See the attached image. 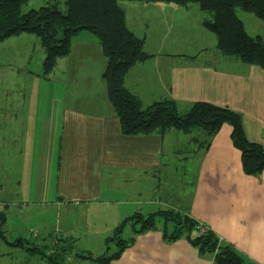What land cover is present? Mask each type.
<instances>
[{"label":"crops","instance_id":"0c3cea01","mask_svg":"<svg viewBox=\"0 0 264 264\" xmlns=\"http://www.w3.org/2000/svg\"><path fill=\"white\" fill-rule=\"evenodd\" d=\"M136 3L140 10L156 17L147 22L139 17L133 29L125 16L127 28L144 39L143 51L149 55L126 72L125 90L142 108L171 101L181 115L197 102L229 108L239 114L248 141L264 149V70L222 54L215 35L203 26L212 21V15L198 5ZM246 16L250 30L238 16L245 32L264 43V23ZM35 38L20 49L24 58L19 65L23 63L29 70L27 75L38 78L45 88L50 118L46 122L41 116L32 127L40 134L39 145H28L23 123L18 133L24 145H13L12 153L18 147L20 164H24L25 152L31 151L36 165V197L44 182L49 192L48 200L40 202L46 209L40 210L54 216L41 221L35 234L32 228L24 236L12 232L15 239L33 240L35 246L48 249L54 246L55 238L72 239L75 249L96 257L106 253L105 239L123 219L136 212L145 215L170 209L203 224L246 261L264 264V171L258 176L243 173L229 125L221 126L208 147L206 135L198 130L123 135L108 101L103 78L106 60L96 38L88 32L75 35L69 54L57 60L47 77H42L44 52ZM35 49L43 55L38 56L40 65L33 70L28 57ZM25 80L29 81L27 77L18 81L20 86L24 83L26 87ZM58 87L65 91V102ZM9 90L15 98L6 92L5 106L10 114H16L12 104L15 108L16 100H22L16 97L15 88ZM75 93L82 95L80 102H75ZM6 124L7 130L16 125L13 121ZM48 129L56 145H44L43 134ZM10 148L3 146L5 158L8 150L9 159ZM124 233L134 241L112 264H213L212 255H200L184 237L167 242L159 228L140 235ZM16 248L8 244L2 247L7 252L0 254V264L18 260L20 264H47L25 250V255H17Z\"/></svg>","mask_w":264,"mask_h":264},{"label":"trees","instance_id":"16d2710c","mask_svg":"<svg viewBox=\"0 0 264 264\" xmlns=\"http://www.w3.org/2000/svg\"><path fill=\"white\" fill-rule=\"evenodd\" d=\"M28 1L0 0V42L24 33L35 36L44 52L42 77L51 74L57 60L69 54L75 35L82 31L88 32L96 38L105 56L103 78L107 97L123 135H148L170 130L189 134L198 130L206 135L208 147L221 126L227 124L231 127L232 145L240 152L243 173L258 176L264 171V149L248 141L239 114L231 109L197 102L181 115L171 101L142 108L125 90L123 78L126 72L134 64L144 62L149 55L143 51L144 39L135 36L127 28L125 13L119 5L120 2H164L178 6L196 4L203 12L212 15V21L204 22L203 26L215 35L217 49L222 54L264 70V43L259 37H250L245 32L236 14V9H239L264 21V0H64V12L53 4L22 13L21 7ZM5 224V212L0 211L1 241L23 249L47 264H78L80 261L112 264L134 241V238H122L128 227L134 235L159 228L167 242L184 237L200 255H212L213 264H253L188 214L170 209L145 215L136 212L123 219L105 239V246L111 242L117 249L107 254V247L106 253L96 257L75 249L72 239L57 237L52 249L35 246L24 238L8 241L3 232ZM68 256H72L71 261L67 260Z\"/></svg>","mask_w":264,"mask_h":264},{"label":"rangeland","instance_id":"374dc122","mask_svg":"<svg viewBox=\"0 0 264 264\" xmlns=\"http://www.w3.org/2000/svg\"><path fill=\"white\" fill-rule=\"evenodd\" d=\"M53 4H56L61 12L65 11L64 0H29L27 3L22 5L21 12L26 13L30 10H37L41 7ZM137 4L138 3L136 2L133 4L128 2L120 5L126 13L125 16L129 27L132 28L138 25L137 23L139 17L146 18V22L152 20V17H156L155 14L152 16L145 13L143 10H140L139 5ZM191 11L194 13L193 9ZM236 14L243 19L246 27H249L247 30H250V26H248L249 22L246 19V15L252 17L251 19H254V21L264 23V21L257 20L251 14L244 13L239 9H236ZM250 25L253 27L252 24ZM19 36L20 37L18 38L11 37L0 42V211L5 212V215L7 216L3 232L8 241H13L16 238L15 235L13 236L12 232H18L21 236H24L26 234L25 231L32 228L31 230L35 234L34 230L35 228L37 229L41 221L50 220V218L54 216L53 213L46 215L40 210V208L46 209V207L42 206L40 202L48 200L47 198L49 192H47V187L44 182L42 187H40L41 192L39 196L36 197L34 190V171L36 169V165L32 159L31 151L27 150V152H25L27 158L26 160L24 159V164H20L21 157L18 147H16L15 153H12L14 151L13 145H24L22 136L20 137L18 133L22 128L23 123H25L28 130V145H39L40 143L38 141V137L40 134L35 133L36 128L32 129V127H35L36 122L38 123L41 121V116L42 120L46 122L49 121L50 118L48 117V115H50V106L45 103V88L42 84L37 82L39 81L38 78L27 75L29 70L28 68H25L26 66L23 63L21 66L19 65L22 57L24 58L20 49L24 48L25 42L29 41L32 37L35 38V36L25 33L20 34ZM25 46L30 47V49L32 48L29 43H26ZM40 55H43L42 51H37L36 49L33 53L29 54L28 58L31 59V69L34 70L37 68L36 65H40V59H38V56ZM18 69H20L19 73L16 72ZM26 77L29 79V81L25 80L26 87H23L24 83L20 86V82L18 81H22ZM59 82L63 87H65L61 81ZM10 88H15L16 97H21V100L23 101L22 102L17 99L15 108L12 104V108L16 111V114H10V111L8 110L9 107L5 106L7 103H5L6 92L9 93L10 98H15V96L10 92ZM18 88H22L20 93L18 92ZM58 90L59 94L64 96L63 101L65 102L67 100L65 91L61 87H58ZM75 97V102H80L82 99V95L79 93H75ZM61 102L62 99L60 98L58 104L61 105ZM7 112H9V114ZM53 120H56V118L54 117ZM6 121H13L16 125H10V129L7 130L8 126ZM4 135L7 136V139L4 138ZM43 137L44 145H51L52 143L53 145H56L54 135H52V132L50 133L49 129L45 131ZM4 145H11V148L9 149V159L8 150H5L6 158L4 157ZM125 230L126 232L132 233V229L130 227ZM128 237H131V235L123 233V239L127 240ZM4 246H6V244L0 240V254L7 252L2 250V247ZM107 247H109V249H107V254H111L117 249L111 242L105 246V250ZM15 253L17 255L26 254L25 251L20 248H16ZM17 263L20 264V261L18 260Z\"/></svg>","mask_w":264,"mask_h":264}]
</instances>
